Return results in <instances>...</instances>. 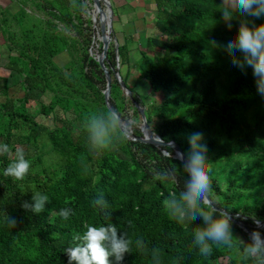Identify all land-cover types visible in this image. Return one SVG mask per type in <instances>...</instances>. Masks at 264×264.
Listing matches in <instances>:
<instances>
[{"label":"trees","instance_id":"obj_1","mask_svg":"<svg viewBox=\"0 0 264 264\" xmlns=\"http://www.w3.org/2000/svg\"><path fill=\"white\" fill-rule=\"evenodd\" d=\"M12 1L18 3L16 11L0 6V45L7 58L3 66L19 75L24 95L12 97L9 76L0 74V144L12 149L0 155V264H69L66 250L84 246L79 237L86 226L111 223L118 234L145 245L138 250L133 243L122 264H153V250L161 264H221L222 257H228L227 264H241L236 250L223 246L214 245L210 257L202 256L193 242V230L202 220L178 223L163 207L162 200L169 192L179 195L187 179L174 148L127 136L115 140L110 150L89 149L85 118L111 110L104 95L105 70L91 53L92 17L77 10L87 4L91 10L93 0ZM154 1L159 33L140 48V58L130 62L127 41L118 48L121 64L128 65L122 77L131 96L116 77L110 44V101L132 122L138 137L143 131L137 105L142 106L154 131L164 141H175L185 154L190 150L188 134L202 132L212 162L209 195L216 214L229 212L264 236V228L253 223L254 218L264 223V97L252 68L234 66L224 48L237 36L241 19L260 24L264 16L256 19L234 11L226 22L222 0ZM102 49L100 42L99 53ZM62 52L70 58L60 65L56 57ZM132 68L152 93L164 94L159 103L129 82ZM32 101L41 104L37 114ZM39 115H53L56 122L50 125ZM17 148L31 161L22 181L3 175ZM166 169L175 171L174 182L161 178ZM34 192L49 197L40 214L22 208ZM101 194L108 214L94 204ZM213 205L202 204L209 209ZM62 208L74 214L64 220L59 216ZM7 215L17 221L15 227L5 225ZM232 230L239 239L237 234L243 235L242 242H250L249 233L233 220Z\"/></svg>","mask_w":264,"mask_h":264},{"label":"clouds","instance_id":"obj_2","mask_svg":"<svg viewBox=\"0 0 264 264\" xmlns=\"http://www.w3.org/2000/svg\"><path fill=\"white\" fill-rule=\"evenodd\" d=\"M220 12L223 19L231 21L233 12L240 16L260 19L264 16V0H222ZM83 15L90 14L89 4L83 9H77ZM229 28L231 24H228ZM216 45L215 41L211 42ZM225 50L232 58V64L242 71L247 67L252 68L253 76L257 85V91L264 97V23H249L241 19L238 26V33L235 39L229 40L224 45ZM239 53V55H238ZM87 134V144L91 151L110 150L115 140L127 138L126 129L131 126V121H124L120 114L113 110L105 112H92L87 115L84 121ZM190 150L177 157L187 174L183 190L177 195L169 192L162 200V205L169 216L178 223L185 221L202 220V226L193 230V242L198 246L200 254L210 257L213 246H223L228 249H235L236 255L241 264H264V236L258 230L250 233V242L245 244L233 235L232 216L229 212L220 211L216 214L215 208L209 209L203 205H209L208 194L211 191L213 180L211 177L212 162L207 156V143L204 141V134L195 131L188 134ZM174 147V145H172ZM11 147L4 143L0 144V155L9 154ZM15 159L8 163L3 169V175L14 180L22 181L29 174L31 161L26 158L22 148L15 150ZM163 180L174 182L175 171L166 169L160 173ZM49 203V197L41 192H34L31 201H24L22 208L40 214L45 211ZM94 204L106 212L108 202L101 194L94 201ZM72 209L62 208L59 216L68 220L73 215ZM4 223L7 227H15L17 221L6 216ZM253 223L257 228L261 227V221L254 218ZM79 239L85 243L84 246L68 248L66 253L69 264H113L110 257H114L115 264H122L125 254L130 253L132 245L138 250L145 248L144 242L137 239L135 242L126 233L118 234V228L114 224L101 226L88 225ZM242 244L243 248H239ZM153 264H161L159 252L153 250Z\"/></svg>","mask_w":264,"mask_h":264},{"label":"rangeland","instance_id":"obj_3","mask_svg":"<svg viewBox=\"0 0 264 264\" xmlns=\"http://www.w3.org/2000/svg\"><path fill=\"white\" fill-rule=\"evenodd\" d=\"M91 4L90 16L93 20V28L95 29V38L93 42L92 53L94 55L99 54V46H100V24L102 15L96 9L94 3ZM102 6L104 12L108 14L110 9L113 10V19H112V32H111V45L114 47V58L116 62V69H119L121 75L124 76L128 70L127 64H121L119 59L118 61V53L116 51V43L120 45L125 41L128 42L130 47V57L131 63L140 58V48L146 46L147 40L150 36L156 35L158 30L155 27V5L152 0H102ZM0 6L11 11H16L18 9V3L12 0H0ZM115 7V12L114 8ZM109 30V34L111 29ZM70 58V55L67 52H62L56 57V61L62 65L66 63ZM7 60L6 56H4V48L0 45V74L3 76H9L10 79V95L12 97H21L24 95V90L19 83L20 77L16 72L7 70L3 63ZM119 63V67H118ZM131 76L129 78V82L136 85V90L143 95H150L151 101L159 103L164 96V94L152 93L150 86L146 80L139 79L138 71L132 68ZM45 101L49 100V97H43ZM32 111L36 114L40 111V103L32 101L31 102ZM39 105V107H38ZM40 120L53 125L56 120L53 115L48 117H44L43 115L38 116ZM24 149V147H23ZM264 228V227H262ZM238 237L241 240H244L243 235L238 233ZM229 261L228 257H222L219 262L221 264H227Z\"/></svg>","mask_w":264,"mask_h":264},{"label":"water","instance_id":"obj_4","mask_svg":"<svg viewBox=\"0 0 264 264\" xmlns=\"http://www.w3.org/2000/svg\"><path fill=\"white\" fill-rule=\"evenodd\" d=\"M93 3L95 5L96 9L98 10V12L102 15L101 24H100V27H101L100 40L103 43V49L98 55H94L92 53V50H91V53L94 55V57L96 59H98V61L101 64L102 68L105 70L106 78H107V87L104 90L105 100H106L107 105L109 106V108L111 110H113V111H116V109L113 107V105H112V103L110 101L111 87H112V77H111V74H110V71H109L108 67L106 66V58H107V54H108V49H109L110 44H111V32H112L113 28H112V25L109 24V27L111 28V31H110V34H108L109 31L107 29L108 25H107V22H106V19L108 18V14H106L104 12L103 6L101 4L102 0H93ZM109 11H110V14L113 15V10L110 9ZM118 48H119V44L116 43V51H117V53L119 51ZM117 58H118V61H119V59H120L119 53H118ZM118 67H119V63H118ZM116 77H117L118 81L121 83L122 87L125 89L127 95L131 96L132 95V91L126 86V83L124 82L123 77H122L119 69H117V71H116ZM137 106H138V108H139V110L141 112V115H142L141 128H142V131H143V136H141V137L136 136L134 131H133L132 125L126 129L127 136L129 138H132V139H139V140H142L144 142L153 143V144L157 145L158 147H164V146L168 145V146L174 148V150H175V155L174 156L175 157H178L180 153H184L185 154V152L183 151L181 146L178 145L175 141H164L159 136V134L156 133L154 131V129L148 124V120H147V115H146L145 109L142 106H140V105H137ZM121 118H122V116H121ZM122 119L124 121H126V122L129 121V120L124 119V118H122ZM172 145H174V147ZM208 200L210 202L209 204L213 205L212 199H211L209 194H208ZM213 208L216 209V206L213 205ZM232 218H233V221L239 223V225L241 227H243L249 233V237H250V233L252 231L249 228V226L246 225L245 223H243L242 221H239L238 219H236V217L232 216ZM261 225L262 226L260 228L264 227V223L261 222Z\"/></svg>","mask_w":264,"mask_h":264},{"label":"bare ground","instance_id":"obj_5","mask_svg":"<svg viewBox=\"0 0 264 264\" xmlns=\"http://www.w3.org/2000/svg\"><path fill=\"white\" fill-rule=\"evenodd\" d=\"M112 19H113V15H111L110 11H108V18L106 19L108 27H109V24L112 25ZM109 29H111V28L109 27ZM108 34H109V32H108Z\"/></svg>","mask_w":264,"mask_h":264},{"label":"crops","instance_id":"obj_6","mask_svg":"<svg viewBox=\"0 0 264 264\" xmlns=\"http://www.w3.org/2000/svg\"><path fill=\"white\" fill-rule=\"evenodd\" d=\"M153 1V3H154V5H155V1L154 0H152ZM155 9H156V5H155ZM156 11V10H155Z\"/></svg>","mask_w":264,"mask_h":264}]
</instances>
